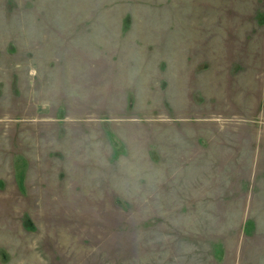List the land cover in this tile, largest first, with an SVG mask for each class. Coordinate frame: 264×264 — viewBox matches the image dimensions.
I'll return each mask as SVG.
<instances>
[{"label": "rangeland", "instance_id": "1", "mask_svg": "<svg viewBox=\"0 0 264 264\" xmlns=\"http://www.w3.org/2000/svg\"><path fill=\"white\" fill-rule=\"evenodd\" d=\"M0 264H264V0H0Z\"/></svg>", "mask_w": 264, "mask_h": 264}]
</instances>
